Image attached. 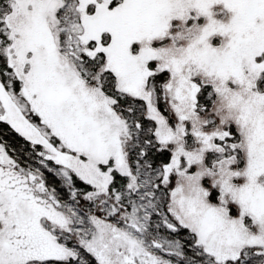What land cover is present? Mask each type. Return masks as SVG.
Returning <instances> with one entry per match:
<instances>
[{
	"label": "snow or ice",
	"instance_id": "obj_1",
	"mask_svg": "<svg viewBox=\"0 0 264 264\" xmlns=\"http://www.w3.org/2000/svg\"><path fill=\"white\" fill-rule=\"evenodd\" d=\"M0 264H264V0H0Z\"/></svg>",
	"mask_w": 264,
	"mask_h": 264
}]
</instances>
